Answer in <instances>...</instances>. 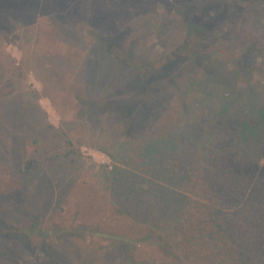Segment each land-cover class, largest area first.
<instances>
[{"label": "rangeland", "instance_id": "obj_1", "mask_svg": "<svg viewBox=\"0 0 264 264\" xmlns=\"http://www.w3.org/2000/svg\"><path fill=\"white\" fill-rule=\"evenodd\" d=\"M236 1L0 0V264H131L123 244L95 235L105 231L139 238L154 230L175 249L172 206L165 208L152 196L122 202V195H114L129 181L116 177L109 182L115 167L130 169L115 151L128 140L101 105L132 99L135 75L130 65L120 67L122 54L130 53L135 61L134 56L162 58L183 39L187 19L205 25ZM249 13L229 28L236 30L242 21L243 32L260 40L264 15L253 19ZM229 32L205 36L210 39L204 42L210 50L206 58L216 72L232 73L241 96L253 78L264 85V60L251 69L257 47L247 45L245 52L235 41L237 32ZM104 40L116 52L108 54ZM195 67L191 59L179 62L168 72L169 80L152 84L146 101L159 100L173 117L175 89L183 93L187 78L197 75ZM92 104L96 109L88 113ZM151 110L148 106L142 118L151 117ZM230 111L240 123L243 115L234 107ZM258 164L264 168V157ZM138 176L140 185H149L146 175ZM128 206L157 219V226L135 220ZM144 256L160 260L152 250Z\"/></svg>", "mask_w": 264, "mask_h": 264}, {"label": "trees", "instance_id": "obj_2", "mask_svg": "<svg viewBox=\"0 0 264 264\" xmlns=\"http://www.w3.org/2000/svg\"><path fill=\"white\" fill-rule=\"evenodd\" d=\"M246 10L253 19L264 15V0L231 2L205 25L187 19L183 39L162 58L134 56L138 62L124 53L122 60L118 59L121 68L130 65L135 75L132 99L118 105L103 102L101 108L106 105L109 115L116 118L118 133L128 140L115 151L117 159L126 161L130 169L115 167L110 172V185L117 178L129 180L114 191V195H122L120 201L138 198L144 202L145 196H152L165 208L173 207L176 221L175 249L154 230L139 238L108 231L95 234L123 244L131 264H264V168L258 164L264 157V85L253 78L244 84L245 93L238 96L234 76L216 72L215 64L206 58L210 50L204 43H209L207 38L214 31H230L228 36L236 31L235 41L245 52L250 51L247 45L257 47L248 63L255 69L264 60V38L243 32L242 21L236 30L229 28L236 19H243ZM96 36L100 42L101 36ZM102 43L108 54L116 52L109 40ZM185 59L198 66L197 75L187 78L183 93L175 89L173 101L177 103L170 107L175 115L168 117L169 107L162 109L159 100L151 105L145 96L154 82L169 80L168 72L179 62L184 65ZM93 69L97 71L96 65ZM242 71L247 73L248 69ZM148 106L154 110L148 111L151 117L143 119ZM231 107L243 115L240 123L231 119ZM95 109L96 105H90L88 113ZM155 112L166 118H156ZM135 121L137 126L132 124ZM148 131L149 139L140 140ZM133 153H138L136 158ZM140 174L150 179L148 186L140 185ZM131 209L128 206L127 213L138 222L152 227L156 222L157 226V219ZM145 250H152L159 262H149Z\"/></svg>", "mask_w": 264, "mask_h": 264}]
</instances>
